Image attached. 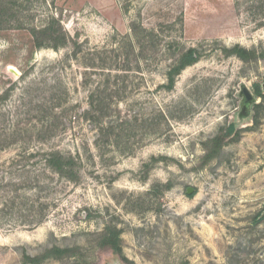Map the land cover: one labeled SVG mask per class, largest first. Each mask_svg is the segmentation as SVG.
<instances>
[{
    "label": "rangeland",
    "instance_id": "1",
    "mask_svg": "<svg viewBox=\"0 0 264 264\" xmlns=\"http://www.w3.org/2000/svg\"><path fill=\"white\" fill-rule=\"evenodd\" d=\"M2 7L0 96L10 94L0 102V144L13 131L17 142L0 148L1 169L22 149L78 155L81 164L74 183L47 173L25 192L0 190V264H25L53 247L80 254L39 264H264V4L3 0ZM49 18L82 45L77 57L72 43L34 49L27 29ZM133 25L159 40L139 69L132 55L123 63ZM173 44L202 57L166 89ZM235 46L255 50L256 59L221 52ZM107 82L121 96L107 100L99 133L83 113L90 92ZM242 87L253 97L247 105ZM228 130L206 162L204 144ZM32 162L30 177L40 167ZM11 173L19 179L21 166L1 172L0 185ZM8 199L11 212L3 211ZM38 205L45 220L36 226ZM114 231L120 252L98 246Z\"/></svg>",
    "mask_w": 264,
    "mask_h": 264
},
{
    "label": "trees",
    "instance_id": "2",
    "mask_svg": "<svg viewBox=\"0 0 264 264\" xmlns=\"http://www.w3.org/2000/svg\"><path fill=\"white\" fill-rule=\"evenodd\" d=\"M258 5L262 7L264 4V0H255ZM3 0H0V9L2 7ZM7 8V7H6ZM28 33L32 39V45L34 49H42V48H49L54 51H58L60 48H63L67 46V44L72 43L73 45V51L72 56L77 57V55L81 52V44L73 43L71 38L66 34V32L61 27L59 21H57L54 18H49L47 23L43 25L42 27L38 28H30L27 29ZM132 33L130 36H127V44H126V55L125 60L123 61L124 64L127 66L130 64L129 56L132 55L133 62L136 64V68L139 69V62L141 58H144L148 51L153 52L155 49H157L159 40L156 39L157 35L154 33V31H147L144 28H140L139 26L133 25L131 28ZM171 48H173L172 53V64L169 67V70L166 73V79L167 83L165 86H163L166 89H172L175 85L176 78L181 74L183 70L186 68L194 65L197 63L201 57L202 53L200 49L197 48H189V49H182L181 47L173 44L171 45ZM221 52L225 55H236L241 60L247 61L251 58L256 59V51L255 50H246L239 46H235L231 49L223 47L221 49ZM122 70H127L125 67H122ZM109 69H111V65L109 66ZM109 77L107 78V81H109ZM115 78L118 79L117 76ZM121 89L110 87L109 83L107 82V85H100L98 84L93 91L90 92L89 95V103H88V109L84 111L83 119L90 120L93 122V124L96 126L99 133H101L102 129L99 127L100 123L102 121V116H105L107 114V111H109V105L106 104L107 100L110 102L114 97L120 98L121 95H118ZM123 91V90H122ZM257 95L260 94V91L258 90V87L256 88ZM10 94V89H5L3 93L0 96V102L5 103ZM112 130V129H111ZM52 128L46 127L45 132H43V129L39 131V134H45L46 132H51ZM14 132V131H13ZM11 132L8 134V137H6V141H8V145H2L0 144V148H4L6 146H9L11 144H15L13 137L16 135V132ZM231 131L228 130L225 133H222L221 135L207 141V144L205 143L204 146L207 149V153L204 156V159L206 162H209L214 158V156L218 155L222 148V144L224 142V138H227L228 135H230ZM43 138V137H42ZM209 144H212L209 146ZM21 157L17 160H13L9 165L6 166V170L4 171L0 167V173L2 172L3 175H8V171L12 168L13 165L15 166H21V175H19V179H16L14 181L13 174L9 175L8 179L2 178L3 185H0V190L5 189L7 191L16 192V191H26L30 189L31 187L39 186L38 184H43V181H41V178L46 175L47 173H51L54 175H57L58 177H62L66 179L69 182H76L78 179V173L79 168L81 164L80 157L78 155H72L67 153H62L58 150H38V151H30L28 149H22L21 151ZM38 159V162H32V160ZM32 162L33 166H36V164H40L39 170L37 171L33 177L29 176V173L26 171V165ZM35 168V167H34ZM47 176V175H46ZM15 199H8L5 201V204L3 207L4 210L10 209L9 212L13 211L15 209ZM27 204L25 201L24 205ZM32 205V203H31ZM33 206H31L30 209H32ZM45 207L43 205H38L37 212L34 215V220H36L35 225H40L45 220V214H44ZM25 210H28V207L25 208ZM23 214V213H22ZM119 238L118 234L114 231L111 235L108 233H105L103 238L100 240V243L98 246L105 247L109 245L113 250H116L120 252L119 248ZM80 250L78 248H58L53 247L51 249L45 250V252L39 256L35 257H27L25 256V264H39L42 258H63V257H74L78 255ZM80 254V253H79Z\"/></svg>",
    "mask_w": 264,
    "mask_h": 264
},
{
    "label": "water",
    "instance_id": "3",
    "mask_svg": "<svg viewBox=\"0 0 264 264\" xmlns=\"http://www.w3.org/2000/svg\"><path fill=\"white\" fill-rule=\"evenodd\" d=\"M241 94H242V97H243L244 105H247V104L253 102V97H252L251 93L248 91V89L246 87H242ZM191 192L192 191L189 189L188 193L190 194Z\"/></svg>",
    "mask_w": 264,
    "mask_h": 264
}]
</instances>
